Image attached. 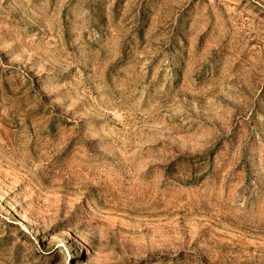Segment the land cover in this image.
<instances>
[{
    "label": "rangeland",
    "instance_id": "1",
    "mask_svg": "<svg viewBox=\"0 0 264 264\" xmlns=\"http://www.w3.org/2000/svg\"><path fill=\"white\" fill-rule=\"evenodd\" d=\"M0 264H264V0H0Z\"/></svg>",
    "mask_w": 264,
    "mask_h": 264
},
{
    "label": "bare ground",
    "instance_id": "2",
    "mask_svg": "<svg viewBox=\"0 0 264 264\" xmlns=\"http://www.w3.org/2000/svg\"><path fill=\"white\" fill-rule=\"evenodd\" d=\"M27 224V223H26ZM24 227V226H23Z\"/></svg>",
    "mask_w": 264,
    "mask_h": 264
}]
</instances>
